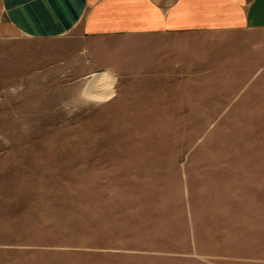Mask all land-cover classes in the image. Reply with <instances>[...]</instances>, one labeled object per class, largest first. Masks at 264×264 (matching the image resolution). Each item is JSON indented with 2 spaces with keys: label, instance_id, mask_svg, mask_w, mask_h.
I'll return each mask as SVG.
<instances>
[{
  "label": "rangeland",
  "instance_id": "374dc122",
  "mask_svg": "<svg viewBox=\"0 0 264 264\" xmlns=\"http://www.w3.org/2000/svg\"><path fill=\"white\" fill-rule=\"evenodd\" d=\"M13 42L0 60L36 66L0 74V264H264L227 257L203 229L226 180H243L244 204L264 195L253 186L264 163L248 162L264 160V90L235 98L231 83L108 73L111 96L97 101L85 93L93 76L60 68V57L74 65V44Z\"/></svg>",
  "mask_w": 264,
  "mask_h": 264
},
{
  "label": "crops",
  "instance_id": "0c3cea01",
  "mask_svg": "<svg viewBox=\"0 0 264 264\" xmlns=\"http://www.w3.org/2000/svg\"><path fill=\"white\" fill-rule=\"evenodd\" d=\"M18 39L74 44V65L60 57V68H81L80 75L93 76L91 81L105 76L108 86L92 90L108 98L110 75L114 83H231L235 98L264 90V0H0V50L13 51ZM71 50L61 49L60 56ZM0 61L1 76L11 80L19 68L36 66L34 59L12 55ZM221 159L247 162L238 156ZM243 185L242 179L222 183V202L204 213L212 222L204 233L218 232L227 257L249 252L263 260L264 195L244 204ZM253 186L264 193V178Z\"/></svg>",
  "mask_w": 264,
  "mask_h": 264
},
{
  "label": "bare ground",
  "instance_id": "6f19581e",
  "mask_svg": "<svg viewBox=\"0 0 264 264\" xmlns=\"http://www.w3.org/2000/svg\"><path fill=\"white\" fill-rule=\"evenodd\" d=\"M99 74V73H98ZM105 74V73H104ZM106 75V74H105ZM107 76V75H106ZM96 77V76H95ZM100 77V76H99ZM108 77V76H107ZM99 79V78H98ZM97 79H93L92 81L90 80V83L87 84V88L85 90V93L86 95L88 96L87 98H90L92 100H99V101H102V100H106L108 98V94H105L103 92H99V91H96L97 93L94 94L93 93V90H92V87L96 86L97 84L99 86H102V88H106V86H108V83H107V79L105 78V76L103 78H100L99 80ZM94 89V88H93ZM104 90V89H103Z\"/></svg>",
  "mask_w": 264,
  "mask_h": 264
}]
</instances>
